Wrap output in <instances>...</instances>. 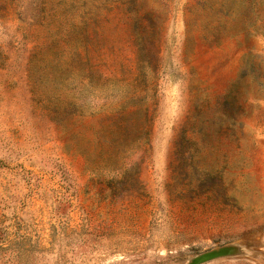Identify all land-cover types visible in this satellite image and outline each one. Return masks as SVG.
<instances>
[{"label": "rangeland", "instance_id": "obj_1", "mask_svg": "<svg viewBox=\"0 0 264 264\" xmlns=\"http://www.w3.org/2000/svg\"><path fill=\"white\" fill-rule=\"evenodd\" d=\"M264 264V0H0V264Z\"/></svg>", "mask_w": 264, "mask_h": 264}, {"label": "water", "instance_id": "obj_2", "mask_svg": "<svg viewBox=\"0 0 264 264\" xmlns=\"http://www.w3.org/2000/svg\"><path fill=\"white\" fill-rule=\"evenodd\" d=\"M229 248L223 247L218 250H212L209 252H205L197 257H195L190 264H203L215 259H218L220 257L227 256L229 254Z\"/></svg>", "mask_w": 264, "mask_h": 264}]
</instances>
